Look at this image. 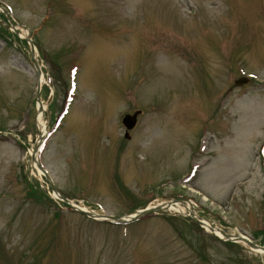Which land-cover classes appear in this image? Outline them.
I'll return each mask as SVG.
<instances>
[{
	"label": "rangeland",
	"instance_id": "374dc122",
	"mask_svg": "<svg viewBox=\"0 0 264 264\" xmlns=\"http://www.w3.org/2000/svg\"><path fill=\"white\" fill-rule=\"evenodd\" d=\"M0 4V264H264L183 213L115 224L49 194L31 157L37 71L2 21L28 26L38 49L50 130L38 157L61 194L112 215L189 197L212 224L262 242L264 0Z\"/></svg>",
	"mask_w": 264,
	"mask_h": 264
},
{
	"label": "water",
	"instance_id": "95a60500",
	"mask_svg": "<svg viewBox=\"0 0 264 264\" xmlns=\"http://www.w3.org/2000/svg\"><path fill=\"white\" fill-rule=\"evenodd\" d=\"M28 40L30 41V43H31V50H32V55H33V57H34V61H35V64H36V66H37V68H38V72L40 73V66H39V64H38V62H37V60H36V58H35V47H34V45H33V43H32V41H31V38L30 37H28ZM244 81H246V78H242L240 81H238L237 83L238 84H240V83H242V82H244ZM39 92H40V87H38V90H37V98L39 99ZM135 121H136V115L134 114V115H130V114H127L125 117H124V122H125V124L128 126V127H132L133 125H134V123H135ZM36 150H37V146H35V150H34V152H36ZM36 158H35V155H33V160H35ZM47 174V173H46ZM47 177L49 178V175L47 174ZM52 186H53V188L56 190V188H55V186L52 184ZM66 201H68V199H65ZM182 200V199H181ZM174 201V200H173ZM168 204V203H167ZM164 205H158V206H156V207H154V208H151V209H145V210H143V211H138L137 212V214H136V216H129V217H112L114 220H117V221H120V222H123V223H126V222H129V221H131V220H135V219H137L138 217H140L141 215H143V214H145V213H147V212H149V211H152V210H155V209H160V208H162ZM75 208V207H74ZM86 213L87 214H90V215H92V213L91 212H88V211H86ZM201 222V221H200ZM236 237H238V238H240V239H242V240H244V241H246L251 247H253L254 249H262V250H264V246H261V245H258V244H256V243H254V242H252L250 239H248L246 236H244V235H236Z\"/></svg>",
	"mask_w": 264,
	"mask_h": 264
},
{
	"label": "bare ground",
	"instance_id": "6f19581e",
	"mask_svg": "<svg viewBox=\"0 0 264 264\" xmlns=\"http://www.w3.org/2000/svg\"><path fill=\"white\" fill-rule=\"evenodd\" d=\"M25 34H27V31L26 30H23L22 32H21V35H25ZM40 80H41V82L42 83H44L45 82V80H46V78H45V75L43 74V75H41V78H40ZM46 108V104L44 103L43 105H42V107H41V109H40V112L38 113V117H37V125H38V127H39V132H40V134H42V133H44V132H46L47 130H48V126L46 125V121L44 120V109ZM38 171H40V172H42L40 169L38 170ZM55 197H56V194L54 195ZM82 208H84V209H88L85 205L83 206V205H80ZM169 206V210H173V211H176V212H178V213H183V214H187V213H189L190 211H192V207H191V205L190 204H184V205H182V204H180V203H177V204H172V205H168ZM193 212L195 213V215H197V216H200L199 214H198V212L195 210V209H193ZM204 221L206 222V225H205V227L207 228V229H210V227H211V222L208 220V219H204ZM215 230V232H216V234H218V235H222V232H221V230L220 229H218V228H216V229H214Z\"/></svg>",
	"mask_w": 264,
	"mask_h": 264
}]
</instances>
